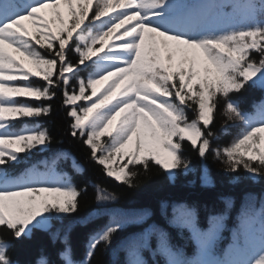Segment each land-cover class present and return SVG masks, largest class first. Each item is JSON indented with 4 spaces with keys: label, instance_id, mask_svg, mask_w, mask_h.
Returning a JSON list of instances; mask_svg holds the SVG:
<instances>
[{
    "label": "snow or ice",
    "instance_id": "obj_1",
    "mask_svg": "<svg viewBox=\"0 0 264 264\" xmlns=\"http://www.w3.org/2000/svg\"><path fill=\"white\" fill-rule=\"evenodd\" d=\"M259 17H264V0H2L0 228L14 238L29 236L76 213L82 194L59 167L71 157L72 168L83 171L70 153L54 154L18 175L8 171L36 152L47 151L53 139L41 125L14 127L18 119L52 111L50 103L34 105L17 97L52 101L61 94L72 120L71 136L83 140L108 177L130 187L139 172L129 166L148 172L154 163L164 170L187 172L191 166L182 147L185 141L204 158L215 138L208 126L223 100L227 119L246 126L240 138L223 148L226 167L230 171L243 167L264 177V107L250 117L231 95L246 85L264 88V19ZM25 21L37 26L35 33ZM113 37L119 43L109 46ZM251 50L259 54L258 61L250 58ZM69 53L77 59L73 61ZM82 72L88 74L82 77ZM36 77L42 83L31 79ZM104 136L109 139L102 145ZM215 155L222 153L217 150ZM117 158H127L118 171L113 168ZM169 176L174 178V173ZM95 199L100 203L117 197L97 186ZM226 203L231 207V200ZM173 213L177 222L191 227L197 250L188 257L182 249L162 243L166 264H264V205L242 213L223 250L218 245L226 215L214 217L211 227L201 231L187 206L175 205ZM127 222L113 211L110 222L90 234L85 264L98 245L109 244ZM150 231L143 234L145 241ZM142 246L147 244L134 245L132 264H146L139 252ZM12 247L0 237V264H13ZM69 254L70 248L61 256L66 264H75Z\"/></svg>",
    "mask_w": 264,
    "mask_h": 264
},
{
    "label": "trees",
    "instance_id": "obj_2",
    "mask_svg": "<svg viewBox=\"0 0 264 264\" xmlns=\"http://www.w3.org/2000/svg\"><path fill=\"white\" fill-rule=\"evenodd\" d=\"M46 11L51 18V10ZM94 11L95 3L89 11V19ZM72 22L70 18L69 25ZM24 23L29 31L36 32L37 26L30 21ZM29 23L32 27H28ZM122 31L123 29H120L115 35H119ZM37 38H39L38 34ZM118 43L119 41L113 37L109 46ZM36 47L43 51L40 46ZM96 47L100 45L97 44ZM107 50L106 47L105 51ZM69 57L73 61L77 59L75 53H69ZM250 58L258 61L260 56L255 50H251ZM87 74L82 72L81 76ZM31 79L36 83H42L39 77ZM231 95L250 117H256L258 111L264 107V88L262 87L246 85L245 89ZM16 99L34 105L42 103L52 105L50 114L18 119L14 127L20 128L23 124L41 125L49 129L53 139L47 151L36 152L26 162L9 167L8 171L18 175L33 164H38L61 152L74 156L83 171L77 172L72 168L71 157L67 162L59 165L60 169L67 171L82 190L81 196L78 197L79 206L76 213L66 216L62 221L53 220L50 227L36 229L29 236L22 238H14L11 231L0 228V237L13 245L9 251L13 264H41V261H46L47 264H66V259L62 258L61 253L69 248L70 259L75 264H85L90 234L106 226L110 222L113 211H118L128 222L113 235L109 244L98 245L87 264H132L135 259L132 254L134 245L145 243L147 247H140L139 252L146 264H166V257L160 251L162 243H167L174 249H182L188 257L193 256L197 250L191 227L176 221L173 206L185 205L193 211L195 226L201 231H207L211 227L214 217L226 215L223 239L218 245V248L223 250L231 242L232 230L238 227L242 213L250 208L259 210L264 205V177L259 174L251 175L243 167L230 171L224 162L223 148L240 138L246 126L242 122L227 119L224 114L223 100L214 110L213 122L208 126L215 134V138L211 140L210 150L204 158L199 156L190 142L185 141L182 147L191 166L187 172L182 169H173L174 178H171L167 170L155 166L154 163L150 165L151 170L148 172H145L142 167L129 166L130 171L139 172L135 186L130 187L116 181L114 177H108L104 167L92 160L90 148L83 143V140L71 136L72 120L67 115L69 109L63 106L61 94L58 93L52 101L34 97H17ZM188 115L189 118L193 117L191 110L188 111ZM108 139V136L101 137V144L106 143ZM217 150L221 151V156L215 155ZM20 155L25 156L24 153ZM125 163L127 159L121 162L116 159L113 164L114 170L118 171ZM256 163L258 162H253V166ZM41 170H43L42 165ZM205 176L208 179L207 183ZM97 186L114 194L117 199L98 203L95 199ZM228 200L232 202L231 207L226 203ZM90 215L92 216L90 220L78 223L82 218ZM141 215L143 218L138 219L137 217ZM149 229L151 231L148 232L145 241L142 236Z\"/></svg>",
    "mask_w": 264,
    "mask_h": 264
},
{
    "label": "rangeland",
    "instance_id": "obj_3",
    "mask_svg": "<svg viewBox=\"0 0 264 264\" xmlns=\"http://www.w3.org/2000/svg\"><path fill=\"white\" fill-rule=\"evenodd\" d=\"M227 10H228V11H231L230 8L227 9ZM46 14H48V13L46 12ZM65 15L67 16V9H66V8H65ZM70 18H71V17L68 18V23H69ZM28 27H32V24L29 23V24H28ZM121 30H122V29H121ZM119 31H120V30H119ZM118 119H119V118H118ZM117 161H118V162H121V160H120L119 158H117ZM171 171H172V170H168V172H171Z\"/></svg>",
    "mask_w": 264,
    "mask_h": 264
}]
</instances>
